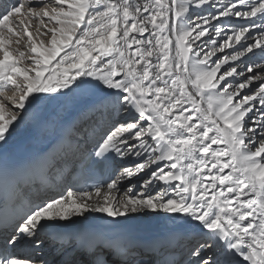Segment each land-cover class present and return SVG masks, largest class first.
<instances>
[{"label":"bare ground","instance_id":"1","mask_svg":"<svg viewBox=\"0 0 264 264\" xmlns=\"http://www.w3.org/2000/svg\"><path fill=\"white\" fill-rule=\"evenodd\" d=\"M12 1L0 154L34 155L72 125L18 236L93 221L121 238L178 234L200 264H264V0ZM97 137L119 148L114 181L55 182Z\"/></svg>","mask_w":264,"mask_h":264},{"label":"rangeland","instance_id":"2","mask_svg":"<svg viewBox=\"0 0 264 264\" xmlns=\"http://www.w3.org/2000/svg\"><path fill=\"white\" fill-rule=\"evenodd\" d=\"M12 8V7H11ZM145 10V11H144ZM146 8H144L143 9V11H144V14L146 13ZM16 12V11H15ZM16 13H14V15H15ZM5 26H6V23H0V37H1V39H3L4 38V42L2 43V44H0V52L4 49V48H6V46L8 47V46H14L16 43H17V41H19V40H17V39H19V38H16L17 36H18V33H20V31H16V33L14 32V31H12L11 33H3L4 31H5ZM14 32V33H13ZM14 38V39H13ZM168 38H170V37H168ZM168 38H166V39H168ZM6 39V40H5ZM26 39V38H25ZM27 40V39H26ZM6 41V42H5ZM30 42H33V41H31V40H28V41H26L25 42V44L26 43H30ZM165 42H166V40H165ZM7 43V44H6ZM14 43V44H13ZM5 46V47H4ZM27 46V45H26ZM4 47V48H3ZM2 49V50H1ZM8 50V49H7ZM167 54H170V53H167ZM172 54V53H171ZM31 58V57H30ZM4 77H6L5 75L4 76H1L0 77V79L1 78H3L4 79ZM6 80H4V82H5ZM2 90V89H1ZM0 90V91H1ZM2 92V91H1ZM133 229H138V226H133L132 227Z\"/></svg>","mask_w":264,"mask_h":264}]
</instances>
